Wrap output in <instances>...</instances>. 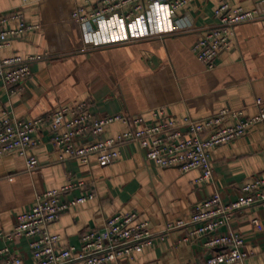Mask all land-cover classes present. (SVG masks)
<instances>
[{"label": "crops", "instance_id": "0c3cea01", "mask_svg": "<svg viewBox=\"0 0 264 264\" xmlns=\"http://www.w3.org/2000/svg\"><path fill=\"white\" fill-rule=\"evenodd\" d=\"M223 2L246 10L256 9L261 18L239 24L232 48L221 51L213 70L192 52V46L217 23L215 9ZM84 0H0V13L21 10L34 31L13 37L0 48V58L41 55L31 64V76L10 90L0 80V111L34 118L53 108L88 102L95 114H144L163 108L173 117L203 119L223 108L258 112L264 101V0H192L177 12L164 1L147 4L129 21L122 14L80 24L71 15ZM10 26L15 23L11 22ZM126 130L120 122L106 127L104 136ZM41 144L29 151L38 167L27 170L26 158L13 152L0 158V231H10L16 216L30 210L37 194L69 181L85 185L67 194L68 199L89 191L93 196L62 213L49 225L61 246L80 247L82 234L102 228L117 212H137L162 233L169 223L190 221L196 203L218 190L225 200L237 197L240 188L256 176H264V125L257 124L243 136L210 152L213 179L197 183L199 169L182 172L147 161L136 143L120 148L116 161L102 164L92 156L89 164L61 159L49 128L40 133ZM260 219L259 226L252 222ZM253 251L236 264H264V206H254L231 223ZM174 229L165 238L140 248L121 264H195L206 255L204 238ZM3 242L0 241V246ZM14 250L21 264H36L28 240Z\"/></svg>", "mask_w": 264, "mask_h": 264}, {"label": "built area", "instance_id": "2783aa9c", "mask_svg": "<svg viewBox=\"0 0 264 264\" xmlns=\"http://www.w3.org/2000/svg\"><path fill=\"white\" fill-rule=\"evenodd\" d=\"M159 0H84L72 10V17L80 24L97 18L122 14L129 21L145 11L147 4ZM177 12L192 0H162ZM217 23L192 46V52L207 70L216 67L221 51L232 48L239 24L261 18L256 9L246 10L223 2L215 9ZM14 22V26L9 24ZM38 25L29 23L21 10L0 13V48L13 37L34 31ZM41 55L0 58V80L13 90L27 80L31 64ZM258 112L246 115L242 109L223 108L214 116L194 119L191 116L173 117L163 108L150 111L151 119L144 114H95L88 102L74 106L53 108L34 118L14 116L10 111H0V158L16 152L26 158L28 171L38 167V159L29 151L42 142L39 133L46 127L61 159H79L89 164L96 156L102 163L119 159L120 148L136 143L147 161L161 168L177 167L182 172L199 169L197 183L213 179L214 169L210 159L212 149L228 144L243 136L257 124L264 125V101L256 100ZM120 122L126 130L116 136H104L106 127ZM85 185L83 180L69 181L59 188L45 190L36 196L35 204L19 213L10 231H0V264H21V253L14 250L17 240L26 239L36 264H121L140 248L153 244L156 237L165 238L174 229L193 226L183 241L190 236L204 238L206 255L195 264H236L248 258L253 251L247 248L243 234L233 229L234 218L254 206H264V176L246 182L233 200H225L218 190L196 203L190 221L169 223L162 233L151 230L147 220L137 212H117L105 219L103 229L91 228L81 236V245L61 246L60 236L49 231L63 212L86 202L93 196L89 191L72 199L67 194ZM259 226L260 219L252 220Z\"/></svg>", "mask_w": 264, "mask_h": 264}, {"label": "trees", "instance_id": "16d2710c", "mask_svg": "<svg viewBox=\"0 0 264 264\" xmlns=\"http://www.w3.org/2000/svg\"><path fill=\"white\" fill-rule=\"evenodd\" d=\"M71 15H72V12H71Z\"/></svg>", "mask_w": 264, "mask_h": 264}]
</instances>
